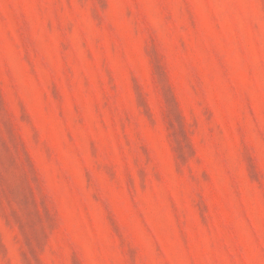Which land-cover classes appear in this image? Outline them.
<instances>
[{
	"label": "rangeland",
	"instance_id": "374dc122",
	"mask_svg": "<svg viewBox=\"0 0 264 264\" xmlns=\"http://www.w3.org/2000/svg\"><path fill=\"white\" fill-rule=\"evenodd\" d=\"M0 264H264V0H0Z\"/></svg>",
	"mask_w": 264,
	"mask_h": 264
}]
</instances>
